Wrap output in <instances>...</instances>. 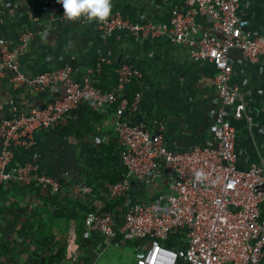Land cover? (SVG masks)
I'll list each match as a JSON object with an SVG mask.
<instances>
[{"label": "built area", "instance_id": "1", "mask_svg": "<svg viewBox=\"0 0 264 264\" xmlns=\"http://www.w3.org/2000/svg\"><path fill=\"white\" fill-rule=\"evenodd\" d=\"M46 2L65 20L57 0ZM160 3L151 0L152 9L162 11ZM239 3L172 0L164 17L161 13L127 17L114 10L106 23L78 21L92 25L103 37L120 32L138 40L165 38L183 47L192 62L214 67L217 107L207 126L208 141L183 150L166 145L162 125L151 132L142 121H133L138 118L141 94L134 90L127 95L126 90L141 77L135 66L118 63L115 83L108 89L96 85V75L114 60L101 54L80 75L73 55L57 67L28 75L20 70L17 54L34 32L20 31L16 48L0 37V76H7L14 88L61 91H55L43 107L13 105L10 116L0 121V184H39L51 194L59 193L70 170L52 175L38 163L13 162L14 145L34 132L54 130L85 102L95 110L111 108L117 155L125 172L105 192V199L84 181L72 185L74 195L87 207L85 230L98 232L107 242L118 238L132 242V264H264V161L245 170L236 167V130L230 118L246 116L245 96L228 83L233 71L229 51L238 50L247 64L261 65L264 33L245 29L247 22L237 12ZM199 171L204 173L201 180L196 179ZM132 182L143 187L142 192L139 186L133 191ZM152 188L153 192L148 190ZM118 200L121 213L119 207L107 208L108 201ZM74 231L68 232V264L77 258Z\"/></svg>", "mask_w": 264, "mask_h": 264}, {"label": "crops", "instance_id": "2", "mask_svg": "<svg viewBox=\"0 0 264 264\" xmlns=\"http://www.w3.org/2000/svg\"><path fill=\"white\" fill-rule=\"evenodd\" d=\"M171 3L172 0L164 5L160 3L162 11L156 12L151 0H112V11L118 10L127 17L141 13H155L157 17L161 13L164 17ZM237 12L246 20V30L264 33V0H240ZM25 29L34 35L25 48L18 50L17 61L23 73L35 74L57 67L72 55L78 75L99 54L129 63L141 72L140 79L134 83V89L141 94L139 121L151 132L162 125L164 141L172 150L208 141L207 126L217 107L215 69L210 63L192 62L183 47L162 37L138 40L120 32L103 37L92 25L61 19L57 9L46 0H0V37L16 48L18 34ZM229 59L233 71L228 83L245 96L246 116L230 118L236 130V167L245 170L264 161V62L247 64L236 49L229 51ZM113 78L106 66L96 75V85L108 89L114 84ZM55 91L61 92L59 87L42 91L26 85L14 88L7 76H0V121L10 116L13 105L23 109L43 107ZM113 120L111 108L95 110L85 102L54 130L34 132L31 138L21 137L13 147V162L38 163L52 175L70 170L71 175L65 179L62 196L53 198V203L47 199L48 188L39 184L21 185L20 203L28 208L31 205L36 209L49 208L50 212L56 206L70 207L68 214L75 215L73 205L81 201L74 195L72 185L80 180L91 181L97 196L105 199L104 192L119 170ZM137 186L132 182L133 191ZM139 188L142 192L143 187ZM148 190L153 192L154 188ZM120 203L115 206L118 208Z\"/></svg>", "mask_w": 264, "mask_h": 264}, {"label": "rangeland", "instance_id": "3", "mask_svg": "<svg viewBox=\"0 0 264 264\" xmlns=\"http://www.w3.org/2000/svg\"><path fill=\"white\" fill-rule=\"evenodd\" d=\"M2 197L0 193V207L2 201L5 202ZM30 208L33 206L31 205ZM14 210L16 211V206ZM118 210L123 211L122 201ZM82 211L76 218L71 214L68 216L66 212L60 216L55 215L54 209L51 212L38 213L41 218L37 219L44 221L37 225L36 237L49 234L45 235L49 239L41 245L36 242L31 233L21 231L17 223L7 226L0 221L4 241V244L0 246V264H68L70 260L67 254L68 232L72 235L73 228L77 258L71 264H132V242L119 238L107 242L104 238L101 240L98 232L87 231L89 235L84 238V230L81 226L84 214ZM50 256L52 259L49 261Z\"/></svg>", "mask_w": 264, "mask_h": 264}, {"label": "trees", "instance_id": "4", "mask_svg": "<svg viewBox=\"0 0 264 264\" xmlns=\"http://www.w3.org/2000/svg\"><path fill=\"white\" fill-rule=\"evenodd\" d=\"M118 63L119 62L114 61L113 64L104 65V67H103V70H104V68L106 66H108L110 68V70H111V72H112V74L114 76V78H113L114 79V83H115V80H116V75H115L114 69L116 68V66L118 65ZM134 86H135L134 83H132V84H130L127 87V90H126V94L127 95H131L134 92V90H135L134 89L135 88ZM91 106H92V104H91ZM134 120L135 121H138V118L133 119V121ZM116 156H117V158H116L117 160L116 161L118 162L117 168H119V170H118L117 177L111 181V185L115 181H117L118 179H120L122 177V175L124 174V172H125L124 168L121 166V164L119 162V158H118V155L117 154H116ZM64 182H65V179H63L61 181L62 187H63ZM84 182L87 183V184H89V185H91V186H93L94 191H95V194L98 195V193L95 190V185L91 181L86 180ZM21 185L22 184H18V183L0 184V193H2V196H3L2 198H3V200H5V202L2 201L1 207H0V221H3L7 226L9 224H11V223H17L19 225V229L21 231H28L29 233H31L32 236L34 237V239L36 240V242L39 245H41L42 242H44L45 240L49 239V238L45 237V235H49V234H45V235L37 236L36 237V234L38 233V231H37V228H38L37 225L42 224L43 221H44L43 219H37L39 217L41 218V216H38L39 215L38 213H40V212L45 213V212H50V211H49V208H41V209L28 208L25 205L21 204L20 203V196H21V194L23 192V187H21ZM32 185L34 186V184H30V186H32ZM107 190H105V192ZM105 192H104V194H105ZM62 194H63V189L62 188H61L60 192L57 193V194H51L50 192H48V195L50 196V198L48 197L47 199L51 203H53V198L61 197ZM118 202H121V201L120 200H118L116 202L108 201L107 204H106V206H107L108 209H111V208L115 207V205ZM15 206H16V211L14 210L15 209ZM73 207L76 210V214L75 215L72 214V216L74 218H76L77 214H79L82 210L84 211V212L82 211L84 214H83V219H82V222H81V226L83 227V230H84V233H83L84 234V238H87L86 236H88L89 234H87V232L85 230V227H84V216H85V213L87 211V207L82 202L75 203L73 205ZM69 208L70 207L63 208L62 209V208L56 206L53 209H54L55 215L57 214L58 216H60L61 214H64L65 212L68 214ZM69 214H68V216H69ZM2 235H3V233H2V231L0 229V246L2 244H4ZM167 244L170 245V244H172V242L170 240H168L167 241ZM51 259H52V256L48 257V260L49 261Z\"/></svg>", "mask_w": 264, "mask_h": 264}, {"label": "clouds", "instance_id": "5", "mask_svg": "<svg viewBox=\"0 0 264 264\" xmlns=\"http://www.w3.org/2000/svg\"><path fill=\"white\" fill-rule=\"evenodd\" d=\"M63 7V17L68 22L85 20L88 23H106L112 13V0H57ZM204 178V173H196V179Z\"/></svg>", "mask_w": 264, "mask_h": 264}]
</instances>
